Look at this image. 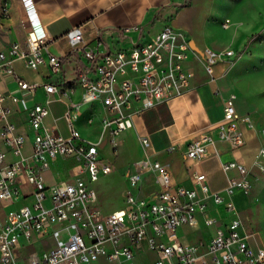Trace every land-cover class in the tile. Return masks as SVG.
<instances>
[{"label": "built area", "instance_id": "2783aa9c", "mask_svg": "<svg viewBox=\"0 0 264 264\" xmlns=\"http://www.w3.org/2000/svg\"><path fill=\"white\" fill-rule=\"evenodd\" d=\"M22 2L29 7L30 0ZM228 25L224 17L220 26ZM111 32L114 36L106 38L97 31L87 40L80 25L71 26L63 34L66 50L58 55L47 50L49 39L39 27L32 26L23 42H0V73L10 74L21 90L32 93L41 87L45 94L43 101L30 104L9 95L11 102L22 104L32 131L30 152L25 153L26 135L10 120L11 109L3 103L7 95L0 92V143L7 148H0V201L13 202L23 185L28 187L23 197L30 198L0 217V264H91L99 257L108 264H264V245L244 225L232 200L235 191L247 194L253 182L264 177V127L258 129L260 141L248 166L221 158L214 147L221 140L235 149L243 143L241 127L253 128L247 113L235 111L234 92L222 97L213 130L188 139L183 151L192 160L213 154L222 172L234 170L226 175L222 193L210 190L200 172L191 174L190 187L173 185L166 167L143 155L134 162L136 169L125 174L122 205L100 209L91 183L108 173L111 163L100 155L98 140L82 138L73 127L79 106L98 104L100 132L105 130L113 151L116 136L131 126L133 113L191 87L188 57L212 78L214 65L229 63L234 55L229 48H197L185 32L166 22L152 33L140 24L113 27ZM15 58L30 69L45 66L46 78L23 80L11 65ZM63 63L69 64L68 75ZM75 89L79 97L70 99ZM61 98L66 136L44 124L46 104ZM138 141L142 147L148 145L146 136ZM7 152L13 155L10 161ZM57 158L70 163L46 183L44 171ZM143 169L154 173L158 186L146 196L134 192ZM207 199L220 206L224 220L207 212ZM199 224L210 228L205 235L191 241L182 238ZM148 252L153 255L147 262L135 259H145L142 255Z\"/></svg>", "mask_w": 264, "mask_h": 264}, {"label": "crops", "instance_id": "0c3cea01", "mask_svg": "<svg viewBox=\"0 0 264 264\" xmlns=\"http://www.w3.org/2000/svg\"><path fill=\"white\" fill-rule=\"evenodd\" d=\"M181 0H30L29 7H26L22 0H0V30L5 32L8 41L0 38L1 44L8 45L10 41L23 42L26 32L33 26L44 31L48 40L47 50L54 54H62L66 50L63 39L64 32L71 26L80 25L82 37L92 38L97 31L103 37L114 36L109 30L117 26H128L140 24L143 31L154 32L164 22L185 32L193 46L201 48L208 46L202 44L194 30L195 24L199 21L198 5L194 0H187L184 4H178ZM200 22V21H199ZM209 47V46H208ZM212 49H219L210 47ZM227 63H217L213 67L212 78L203 72L201 67L189 57L186 65L193 72L191 87L181 95L157 102L152 106L142 109L131 115V126L122 130L115 138L114 150L108 143V137L103 130L97 134L99 126L100 108L96 102L84 103L82 108V118L72 120L73 127L79 136L90 141H99L98 147L109 149L108 153L103 151V158L111 163V168L105 175L116 176L119 181L115 185L118 194L123 195L126 188L125 174L134 171V162L147 155L150 159H155L163 164L169 174L171 184L190 187L192 185L193 173H202L204 181L212 191L222 193L226 175L234 174V170L224 173L219 169L218 160L215 155L208 154L199 159L192 160L184 156V146L188 139L201 132L212 131V125L219 119L221 113V99L228 92H234L233 100L235 111L239 114L247 113L252 122L253 128L242 129L243 143L235 148H229L227 142L216 140L214 147L218 155L223 159L235 160L246 166L250 165L260 141L258 129L264 127L260 119L251 117L253 109H259L258 103L253 101V106L248 101L239 97L233 89L231 69L224 70L222 67ZM14 71L20 78L28 82L42 81L47 76L45 66H38L36 69L27 68L21 59L11 60ZM63 71L69 74V64L63 63ZM53 76H51L52 78ZM0 92L6 94L3 103L10 107V120L15 124L18 132L26 135L24 152H30L31 128L26 122V111L20 102L13 103L9 95L23 98L27 104L31 102H41L44 100V92L41 87H37L32 93L21 90L10 74L0 73ZM79 90L75 89L69 94L70 99L79 97ZM249 93V91H246ZM80 107V106H79ZM47 113L44 124L62 136L67 135V128L62 113L65 109V99H53L46 104ZM254 114V113H253ZM139 136H146L148 145L142 147L138 141ZM171 146V148H167ZM1 149H7L0 143ZM13 158L11 152H7L6 161ZM70 161L68 159L57 158L44 171L45 182L52 181L56 176L63 174ZM140 179L134 189L138 195L146 196L157 189L154 180V173L148 169L139 171ZM264 178V177H263ZM18 180H22L18 177ZM257 182V181H256ZM251 189L253 188L254 184ZM261 187V186H260ZM260 187H256L260 188ZM255 189V190H256ZM28 187L23 185L21 194L13 202L0 201V217L7 211L17 207L30 198L23 197ZM96 202L101 207V197L106 194L107 188L95 189ZM109 191V188H108ZM251 191V190H250ZM250 191L247 193L249 194ZM245 194L235 191L232 200L237 210V206L242 205ZM207 212L224 220L226 214L220 206L213 205L210 200H206ZM117 207H112L111 210ZM103 210V208H100ZM106 209H104L105 211ZM240 217V216H239ZM199 220V218H198ZM244 223V222H243ZM245 225V224H244ZM199 228L192 230V233L210 228ZM248 227V226H247ZM255 231V230H254ZM255 233L258 235L257 231ZM194 235L192 240L196 238ZM261 242V240L259 239ZM262 243V242H261ZM264 245V243H262ZM150 253V252H148ZM151 257H152V253ZM149 259H140L145 263ZM91 264H107L102 257L97 258Z\"/></svg>", "mask_w": 264, "mask_h": 264}, {"label": "rangeland", "instance_id": "374dc122", "mask_svg": "<svg viewBox=\"0 0 264 264\" xmlns=\"http://www.w3.org/2000/svg\"><path fill=\"white\" fill-rule=\"evenodd\" d=\"M198 5L199 18L194 30L200 43L214 48H229L234 51L230 62L224 65V70L231 69L234 80L233 89L253 106V101L259 105V109H251V117L260 119L264 125V0H194ZM227 17V28L220 26V21ZM249 91V93H246ZM82 104L72 118H82ZM100 134V129L96 131ZM103 151L109 152L106 146ZM119 179L116 176L101 175L94 180L92 188L103 195V189L107 188L106 194L101 197V207L107 209L122 205V197L117 192ZM257 181V182H256ZM249 194H245L241 200L242 205L237 206L238 215L246 226L257 231L258 239L264 243V178L256 180ZM260 187L257 188L256 187ZM109 188V191H108ZM256 189V190H255ZM100 207V208H101ZM185 229V228H184ZM181 230L178 229V234ZM181 235L182 238L191 241L194 235L201 236L199 231ZM205 234V231H203ZM180 236V237H181ZM150 259L151 254L142 255ZM139 261V258L136 257ZM108 264V263H107Z\"/></svg>", "mask_w": 264, "mask_h": 264}, {"label": "water", "instance_id": "95a60500", "mask_svg": "<svg viewBox=\"0 0 264 264\" xmlns=\"http://www.w3.org/2000/svg\"><path fill=\"white\" fill-rule=\"evenodd\" d=\"M0 38H1L3 41H5V42L8 41L7 34H6L5 32H3L2 30H0ZM190 44H191V42H190Z\"/></svg>", "mask_w": 264, "mask_h": 264}]
</instances>
